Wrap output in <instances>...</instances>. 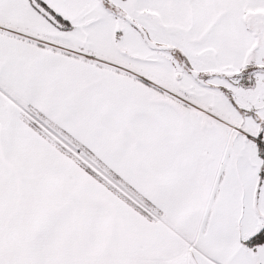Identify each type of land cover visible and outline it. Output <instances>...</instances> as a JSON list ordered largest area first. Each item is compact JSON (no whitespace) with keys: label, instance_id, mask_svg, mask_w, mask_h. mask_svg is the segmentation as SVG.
<instances>
[{"label":"snow or ice","instance_id":"1","mask_svg":"<svg viewBox=\"0 0 264 264\" xmlns=\"http://www.w3.org/2000/svg\"><path fill=\"white\" fill-rule=\"evenodd\" d=\"M0 264H264V0H0Z\"/></svg>","mask_w":264,"mask_h":264}]
</instances>
